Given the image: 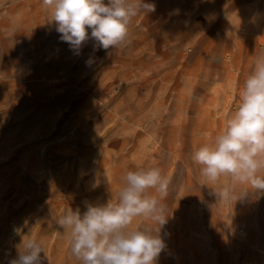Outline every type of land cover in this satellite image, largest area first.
Segmentation results:
<instances>
[{"label": "rangeland", "instance_id": "374dc122", "mask_svg": "<svg viewBox=\"0 0 264 264\" xmlns=\"http://www.w3.org/2000/svg\"><path fill=\"white\" fill-rule=\"evenodd\" d=\"M145 2L124 46L77 54L42 0H0V264L30 238L43 264H78L57 220L115 203L128 171L152 167L170 180L157 264H264V194L219 199L228 178L191 160L264 51V0Z\"/></svg>", "mask_w": 264, "mask_h": 264}, {"label": "clouds", "instance_id": "9594fccd", "mask_svg": "<svg viewBox=\"0 0 264 264\" xmlns=\"http://www.w3.org/2000/svg\"><path fill=\"white\" fill-rule=\"evenodd\" d=\"M60 40L79 54L92 39L108 50L128 42L129 26L141 13L155 11L145 0H42ZM89 29L91 32L89 34ZM91 61H89L90 63ZM194 164L212 184L228 178L214 193L222 200H238L248 192L264 194V51L255 57L251 73L239 92V103L214 139L194 149ZM115 203L87 204L83 213L69 208L57 220L67 232L69 250L78 264H157L166 244L160 229L168 221L170 180L156 167L128 171ZM237 186H246L236 194ZM150 190H155L151 194ZM137 218L156 225L132 227ZM41 242H22L9 264H43Z\"/></svg>", "mask_w": 264, "mask_h": 264}]
</instances>
